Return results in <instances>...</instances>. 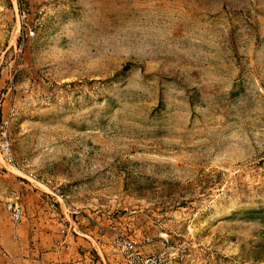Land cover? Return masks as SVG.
Returning a JSON list of instances; mask_svg holds the SVG:
<instances>
[{"label": "rangeland", "instance_id": "obj_1", "mask_svg": "<svg viewBox=\"0 0 264 264\" xmlns=\"http://www.w3.org/2000/svg\"><path fill=\"white\" fill-rule=\"evenodd\" d=\"M22 182L126 264H264V0H0V202Z\"/></svg>", "mask_w": 264, "mask_h": 264}, {"label": "crops", "instance_id": "obj_2", "mask_svg": "<svg viewBox=\"0 0 264 264\" xmlns=\"http://www.w3.org/2000/svg\"><path fill=\"white\" fill-rule=\"evenodd\" d=\"M20 184L0 202V264H126L106 226H90L91 218L80 222L77 212L58 196L51 198L35 185ZM13 196L23 210L19 223L6 210L8 203L17 202ZM157 247L140 246L146 254Z\"/></svg>", "mask_w": 264, "mask_h": 264}, {"label": "bare ground", "instance_id": "obj_3", "mask_svg": "<svg viewBox=\"0 0 264 264\" xmlns=\"http://www.w3.org/2000/svg\"><path fill=\"white\" fill-rule=\"evenodd\" d=\"M4 147L8 148V144H6ZM7 209L8 211L12 212L16 220L20 219V209L17 206L13 207L12 205H9ZM162 240L168 243V240L166 238H162ZM131 256L134 258V260H139L144 264H171L169 258L170 255H168L167 250H161L159 253L147 257H143L140 254L138 255L134 253H132Z\"/></svg>", "mask_w": 264, "mask_h": 264}, {"label": "trees", "instance_id": "obj_4", "mask_svg": "<svg viewBox=\"0 0 264 264\" xmlns=\"http://www.w3.org/2000/svg\"><path fill=\"white\" fill-rule=\"evenodd\" d=\"M127 67H128V66H127ZM127 67H126V68H127ZM252 213H255V212H252Z\"/></svg>", "mask_w": 264, "mask_h": 264}]
</instances>
